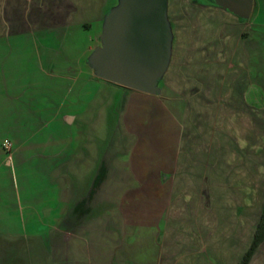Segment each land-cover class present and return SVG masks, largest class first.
<instances>
[{
    "label": "crops",
    "instance_id": "0c3cea01",
    "mask_svg": "<svg viewBox=\"0 0 264 264\" xmlns=\"http://www.w3.org/2000/svg\"><path fill=\"white\" fill-rule=\"evenodd\" d=\"M263 6L232 15L255 31ZM66 64L0 55V264H162L185 104L162 80L157 95L134 91L85 60L70 85ZM262 254L264 243L249 264ZM199 255L208 264V249Z\"/></svg>",
    "mask_w": 264,
    "mask_h": 264
},
{
    "label": "rangeland",
    "instance_id": "374dc122",
    "mask_svg": "<svg viewBox=\"0 0 264 264\" xmlns=\"http://www.w3.org/2000/svg\"><path fill=\"white\" fill-rule=\"evenodd\" d=\"M205 3H168L171 60L162 83L185 108L162 264L200 262L206 249L208 264L210 256L214 264H237L264 203V9L254 31ZM117 6L116 0H0V55L18 56L22 65L67 58L71 85L76 62L88 63L102 45L104 22L98 24L106 7L109 13ZM85 71L94 72L89 65Z\"/></svg>",
    "mask_w": 264,
    "mask_h": 264
},
{
    "label": "water",
    "instance_id": "95a60500",
    "mask_svg": "<svg viewBox=\"0 0 264 264\" xmlns=\"http://www.w3.org/2000/svg\"><path fill=\"white\" fill-rule=\"evenodd\" d=\"M249 20L253 0H214ZM169 0H119L104 19L102 45L88 58L95 75L128 89L157 95L171 60Z\"/></svg>",
    "mask_w": 264,
    "mask_h": 264
},
{
    "label": "trees",
    "instance_id": "16d2710c",
    "mask_svg": "<svg viewBox=\"0 0 264 264\" xmlns=\"http://www.w3.org/2000/svg\"><path fill=\"white\" fill-rule=\"evenodd\" d=\"M264 243V211L261 217V221L257 226V230L254 235V240L248 249V251L245 253L244 258L241 262V264H249L258 250V248Z\"/></svg>",
    "mask_w": 264,
    "mask_h": 264
},
{
    "label": "built area",
    "instance_id": "2783aa9c",
    "mask_svg": "<svg viewBox=\"0 0 264 264\" xmlns=\"http://www.w3.org/2000/svg\"><path fill=\"white\" fill-rule=\"evenodd\" d=\"M5 151L9 154V158H11V153H12V143L10 141H6L3 145Z\"/></svg>",
    "mask_w": 264,
    "mask_h": 264
}]
</instances>
